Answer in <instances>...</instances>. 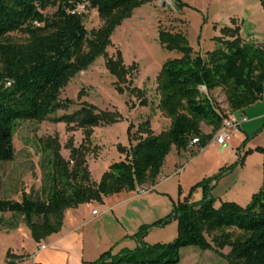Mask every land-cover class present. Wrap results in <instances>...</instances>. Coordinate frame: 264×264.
<instances>
[{
    "label": "trees",
    "instance_id": "obj_1",
    "mask_svg": "<svg viewBox=\"0 0 264 264\" xmlns=\"http://www.w3.org/2000/svg\"><path fill=\"white\" fill-rule=\"evenodd\" d=\"M149 0H0V162L15 159L14 135L20 120L45 121L70 99L61 100V90L81 71L104 54L111 37L135 8ZM181 0H175L180 2ZM264 5V0H262ZM95 9L102 21L91 30L85 25V13L72 12L77 4ZM48 8H54L48 12ZM240 27L227 28L226 37L206 58L193 54L182 35H164L168 47L180 50L183 57L166 62L157 82V108L170 119L167 130L156 134L150 120L130 129L136 141L125 159L113 162L97 184L86 169V150L74 147L66 161L59 150L47 155L43 181L37 194L22 193L21 199L0 198V214L21 216L32 238L41 242L60 232L66 210L80 204L154 184L172 148L186 150L192 140L206 147L221 127L225 113L220 112L202 88L224 93L232 111L244 110L264 94V45L247 41ZM13 33L25 38L17 40ZM113 72L120 61L110 63ZM143 102V101H142ZM86 111V108H84ZM76 112L77 126L94 125L100 119L92 109ZM65 117H55L62 120ZM212 127L210 133L202 124ZM264 148H259L263 150ZM239 162L223 168L214 177L195 184L189 195L174 202L166 217L144 224L134 235L138 246L118 253L108 250L88 264H176L181 248L189 245L213 248L206 234L213 235L217 249L229 246L228 258L237 264H264V179L246 205L223 201L215 205L211 183ZM201 187L203 197L192 201V192ZM181 194V188H179ZM179 220V235L168 243L148 245L143 236L152 225ZM11 251H8L9 256Z\"/></svg>",
    "mask_w": 264,
    "mask_h": 264
},
{
    "label": "rangeland",
    "instance_id": "obj_2",
    "mask_svg": "<svg viewBox=\"0 0 264 264\" xmlns=\"http://www.w3.org/2000/svg\"><path fill=\"white\" fill-rule=\"evenodd\" d=\"M53 10L54 8L47 9L48 12ZM263 10L262 0H149L135 8L132 15L116 28L105 53L79 72L61 90L60 99H70L66 108L57 110L50 115V119L42 122H18L14 135L15 159L11 162H0V198L21 199L23 192L39 193L44 166H48L47 155L57 149L66 161L71 160L75 151H71L70 143L76 148L86 150V169L92 183L97 184L113 162L127 157L134 141L130 136V129L132 132L136 131L141 122L149 119L158 132L164 131L165 118L156 112L159 101L157 78L166 62L184 55L180 50L169 48L164 35L184 36L192 53L206 58L209 52L217 48L219 39L227 36V28L240 27L241 30L242 19H245V29H253L254 25L249 21L250 15H257V25L254 28L263 30ZM84 13L88 30L102 24L95 9L86 7ZM241 14H246V17ZM12 35L17 40L25 38L22 33ZM111 61H120V70L113 72L109 64ZM202 91L222 110L221 92L217 97H212L205 88ZM90 108L100 117L98 122L87 127L77 126L78 123L74 121L76 112L82 111L85 114ZM236 116L239 120L242 117L240 113H236ZM55 117L65 118L54 121ZM248 117L249 121L245 125H239V133L245 134V139L237 137L239 145L234 150L230 147L221 150L222 145L212 143L208 150L198 154L195 159H190L201 147H195V151L188 148L182 161V164L188 161L184 171L174 173L160 188L137 196L135 191L141 187L138 186L134 190H123L105 196L101 201L91 200L80 204L78 207L83 213L82 221H88L80 236L101 239L105 233H118L120 228L117 224L123 223L132 231L140 220L152 224L166 217L171 213L174 204L168 191L173 192L174 199L178 198L181 186L188 193L193 185L215 174L218 166L221 167L227 162L230 163L229 166L236 165L240 150L243 149L245 151L241 155L251 150L247 154L248 168L242 170V165L238 163L233 169H228L222 176L226 173L232 176L222 182L219 191L224 189L225 183L236 177H242L244 181L256 180L262 174L263 182L264 149L259 148H264V119L254 120L251 115ZM232 142H236V139L230 140L229 144ZM171 151L172 159L177 150ZM235 151L238 154L233 160ZM125 198L127 201L115 212L109 211L94 218L93 209L102 212L106 205L110 206ZM220 204L221 202H215L217 207ZM117 218L122 223H117ZM91 220L93 221L89 222ZM137 228L135 232L140 229ZM28 229L23 217L13 218L9 212L0 214V264H17L14 262L16 258H19L18 264H33L25 255L18 257L15 252L24 248L25 253H38L37 242L33 238L20 237ZM17 235L19 236L16 237ZM178 235L179 220L172 218L166 224L152 225L144 234L143 241L148 245L168 243ZM206 237L213 248L185 246L181 248L180 259L176 264H237L228 258L229 246L217 249L212 241L213 235L206 234ZM42 242L46 243V240ZM8 251H11L9 256Z\"/></svg>",
    "mask_w": 264,
    "mask_h": 264
},
{
    "label": "crops",
    "instance_id": "obj_3",
    "mask_svg": "<svg viewBox=\"0 0 264 264\" xmlns=\"http://www.w3.org/2000/svg\"><path fill=\"white\" fill-rule=\"evenodd\" d=\"M264 12V10H263ZM242 16L246 17V14H241ZM248 16V15H247ZM257 15H250L249 21L252 25L256 26L257 25ZM243 24L241 25V35L243 37L252 39L256 42L264 43V29L263 30H257V28H254L251 30H246L245 29V19H242ZM204 88V87H203ZM209 95L212 97H217L219 95V92L222 94V98H220V103H221V109H218L220 112L229 115H233L239 122V125H245L249 121L248 115L252 116L254 120H263L264 119V94L262 98L257 101L256 103L250 105L244 110H237V111H232L228 107V103L226 100V97L222 90L220 88H217L215 90H210L207 91ZM209 97V96H208ZM157 108V107H156ZM156 112L158 115L163 116L160 112V110L157 108ZM236 113H240L242 115L241 119L239 120L236 116ZM165 118V123L163 124V130H167L171 124V121L169 118L163 116ZM246 118V119H245ZM141 121V120H140ZM264 126V122H263ZM151 127L153 131L158 134V130L155 128L153 122H151ZM202 129L206 133H210L212 131V127L208 126L206 124H202ZM246 133V132H245ZM239 134V135H238ZM240 136V139L242 140L243 138L245 139V134L239 133V129L234 133L233 137L230 139H236V142H232L229 144V141L224 144L220 145L221 150L227 149V148H232V150L235 149V147H238L239 145L237 141L239 140L237 137ZM250 136V135H248ZM243 139V140H244ZM240 140V141H241ZM136 141H133V144H135ZM219 144L216 141H211L206 147L201 148L196 154L191 155L190 159H195L198 154L201 152H204L205 150H208L209 146L211 144ZM236 143V144H235ZM197 144L192 145L190 148H192L193 151H195V147H197ZM177 150L175 157L171 159V153L172 151L168 154L166 157V160L164 162V165L160 171V174L158 175L156 182L154 184H143L141 187H138L136 192L137 196H142L147 194L149 191L156 190L160 188L161 186L164 185V183L172 178V175L174 173H181L184 171L185 164H182V161L184 160L185 157V152L186 150H178L175 147H173L172 150ZM237 149V148H236ZM245 149L240 150V154L243 153ZM237 151H235V154H233V160L237 158ZM248 156L246 155L244 158V163L242 165V170L247 169L248 167ZM230 165V163H226L225 165H222L221 167L218 166L217 172H219L221 169L226 168ZM263 169H264V162H263ZM236 171V170H235ZM217 172L213 175H216ZM229 173H226L224 176L221 177L220 180L218 181H213L211 185L213 186V189L211 190L212 196L216 198V202H223V201H234L237 202L240 205H246L247 203L250 202L251 197L253 193H255L261 186L262 183V174L258 177H256V180H247L244 181L242 177H236L231 180V182L225 183L224 189L219 191V188L222 184V182H225L227 178H230L232 175H228ZM231 174V172H230ZM213 175H210L208 177H211ZM244 184V185H243ZM194 186V185H193ZM144 190V192H142ZM182 186H181V194L178 193V198L174 199L173 197V192L171 193L170 191L166 192L168 193L172 199L173 202H177V200H182L184 197L189 195L186 192ZM161 193L165 194L164 191ZM171 193V194H170ZM217 193V194H215ZM203 197V189L201 187L196 188L191 196L190 199L192 201L200 200ZM129 200V199H128ZM127 199H121L113 202L110 206L106 205L107 207L100 212L97 210V213H94V210H92V214L94 218L101 216L109 211H114L119 208L124 202H126ZM217 205V204H216ZM8 213V212H7ZM10 213V212H9ZM6 214V213H5ZM12 215V213H11ZM83 218V213L81 211V208H69L66 210L65 213V218H64V226L62 230L56 234H53L46 238V243L37 242L36 246L38 247V253H33V254H28L27 252L25 253L24 248L18 249L15 251L20 257L22 255H25L29 260L33 262V264H84L86 262L90 261H95L100 257V255L108 250H112L113 253H118L122 249L125 248H136L138 246V240L134 236L136 234L135 229H138L137 227H141L142 225L146 224L143 220H140L134 230H129L127 226H125L122 222H120L119 218H117V223H122V224H117L120 228V231L118 230V233H114L113 231L105 233L104 237L101 239L98 238H93V239H87L81 237V232L83 231V228L86 226L88 221H82ZM94 220V219H93ZM93 220L89 221L92 222ZM78 234V235H77ZM77 235V237H75ZM17 235L16 237H18ZM26 237L29 239H32L31 232L28 229L27 232H25L23 235H20V237ZM133 236V237H132ZM15 237V238H16ZM14 238V239H15ZM40 244H45L47 245L46 248L40 249L39 245ZM24 252V253H23ZM19 258H16L14 260L15 263H19Z\"/></svg>",
    "mask_w": 264,
    "mask_h": 264
},
{
    "label": "built area",
    "instance_id": "obj_4",
    "mask_svg": "<svg viewBox=\"0 0 264 264\" xmlns=\"http://www.w3.org/2000/svg\"><path fill=\"white\" fill-rule=\"evenodd\" d=\"M86 8L85 3H79L77 4L76 8L72 11L74 12H83ZM246 119V118H245ZM239 129V122L238 120L233 116L229 115L226 118H224L221 127L217 130L213 137V141H216L219 145L226 144L234 135V133ZM199 142L198 138H194L191 142V144H197ZM144 192V190H142ZM94 213H97V210H94ZM47 245L40 244L39 248L44 249Z\"/></svg>",
    "mask_w": 264,
    "mask_h": 264
}]
</instances>
